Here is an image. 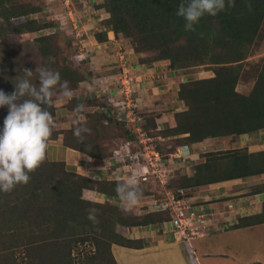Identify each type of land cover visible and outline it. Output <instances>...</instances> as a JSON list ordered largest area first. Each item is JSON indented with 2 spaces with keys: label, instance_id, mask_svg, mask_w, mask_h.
Returning a JSON list of instances; mask_svg holds the SVG:
<instances>
[{
  "label": "trees",
  "instance_id": "obj_1",
  "mask_svg": "<svg viewBox=\"0 0 264 264\" xmlns=\"http://www.w3.org/2000/svg\"><path fill=\"white\" fill-rule=\"evenodd\" d=\"M181 0H102L95 6L106 14L101 25L109 27L115 36H122L134 44L140 63L160 62L170 70L196 66L210 67L204 78L182 81L178 98L184 110L168 115L167 127L159 125L154 116L144 115L145 130L151 136L160 135L174 141L167 151L182 144L193 145L207 138L235 139L243 134L264 129V0H235L233 7L212 16L205 14L195 26L186 31L185 21L176 15ZM32 2L0 0V89L14 91V83L24 77V68L32 69L33 83L38 82V71L21 53L9 46L10 35L36 33L51 27L40 24L32 15L38 13ZM95 41H107V32L93 35ZM71 39L73 37L71 36ZM42 67L58 71L61 82L69 81L71 98L63 97L57 86L48 106L53 118L58 109L73 116L69 129L53 128L48 144L56 143L86 154L95 167L111 157L113 149H101L96 140L98 129L117 126L122 139H133L130 128L115 117L95 112L105 107L104 97L81 99L74 92L83 80H92L93 73L71 68L63 56L53 34L35 38ZM74 42V41H73ZM79 52V51H78ZM255 52L263 54L254 81L247 93L238 91L244 62ZM77 63H88L79 52ZM83 104L82 111H75ZM8 107L0 108V125ZM85 123L90 132L82 133L83 140L73 134L76 121ZM164 141V142H165ZM98 149L100 152L96 151ZM194 166L192 176L184 178L181 187L198 188L211 183L238 179L264 173V151L250 152L246 148L209 151ZM128 180H95L87 177L64 161L47 157L30 173L27 184H17L11 191L0 192V264H117L112 245L141 248L143 242L127 237L131 228L157 226L162 230L171 219L168 210H145L143 214H129L125 208L108 202L89 200L95 197L118 199L117 184ZM141 197L160 198L162 188L154 180L139 183ZM153 189V190H152ZM84 192V193H83ZM86 194L90 198H84ZM199 203H203L199 201ZM96 209L97 222L88 218ZM264 222L263 213L240 218L236 227ZM91 249H79L87 243Z\"/></svg>",
  "mask_w": 264,
  "mask_h": 264
},
{
  "label": "crops",
  "instance_id": "obj_2",
  "mask_svg": "<svg viewBox=\"0 0 264 264\" xmlns=\"http://www.w3.org/2000/svg\"><path fill=\"white\" fill-rule=\"evenodd\" d=\"M101 2L102 0H87L76 4L83 8L84 17L88 20L84 22L86 29L83 42L78 43L73 35L72 37L80 46L82 55L88 49L91 51L87 56L88 71L97 76H103L102 78H114L118 71L119 52L122 49L126 57H129L138 79L136 97L139 110L144 115L154 116L157 125L166 128L168 115L184 110V103L179 100L177 93L180 82L187 80L186 76L181 71L170 70L160 62L140 63L141 55L134 51V45L130 41L122 36H115L109 27L104 29L101 25L106 14L102 9L95 7ZM97 11L101 12V16L95 13ZM96 21H98L97 26ZM102 30L107 32V41H95L93 35ZM80 88L77 92L87 95L86 91ZM57 112H60V117ZM72 119V115L67 114L65 109H58L53 118L54 127L69 129ZM214 139H222L224 147L209 150L205 142ZM192 147L195 151L194 161H197V149L199 154L236 148L262 152L264 151V129L240 135L235 139L207 138L193 144ZM203 148L206 150L203 151ZM50 149L51 154L59 157L51 161H64L66 165L78 172L81 167L76 166L77 164L84 165L82 167L87 170L95 167L86 154L77 150L51 143L47 147V157ZM193 189L197 192L194 195L198 200L213 208L215 212L210 229L204 236L186 241L175 240L167 230H160L155 225L131 228L127 231V237L141 240L143 247L127 248L112 245L111 250L117 264H264V222L236 227L240 218L263 213L264 173L211 183ZM93 195L96 196L94 193ZM197 239L208 240L194 244L192 241Z\"/></svg>",
  "mask_w": 264,
  "mask_h": 264
},
{
  "label": "built area",
  "instance_id": "obj_3",
  "mask_svg": "<svg viewBox=\"0 0 264 264\" xmlns=\"http://www.w3.org/2000/svg\"><path fill=\"white\" fill-rule=\"evenodd\" d=\"M68 14L73 19L72 13ZM117 63L118 71L114 78H106L108 81L85 80L80 85L90 96L88 99L105 98L107 105L97 107L95 112L124 122L134 138L118 142L112 156L104 160L99 167L88 169L87 175L95 179L89 176V173L98 171L99 178L104 176L106 180H130L135 177L139 183L156 181L162 188L161 196L156 198L150 195V198L153 197V208L147 205V210L170 212L171 219L164 223L163 230H167L175 240L186 241L202 237L210 229L214 209L199 203L190 188H167L177 169H185L186 166L190 168L195 160L194 148L192 145L182 144L171 152L162 153L159 150L165 139L160 135L151 136L145 130L147 121L140 113L134 94V84L138 79L134 71H131L132 66L126 55L121 52ZM157 129H161L160 126ZM105 201L110 203L113 198H105Z\"/></svg>",
  "mask_w": 264,
  "mask_h": 264
},
{
  "label": "clouds",
  "instance_id": "obj_4",
  "mask_svg": "<svg viewBox=\"0 0 264 264\" xmlns=\"http://www.w3.org/2000/svg\"><path fill=\"white\" fill-rule=\"evenodd\" d=\"M234 5L235 0H181L176 15L184 19L186 31H195V26L205 14L215 16ZM35 70L39 73L37 83L30 79L34 71L24 68V77L14 83V91L6 93L0 89V108L8 107L0 125V192L11 191L17 184H27L30 173L45 159L48 139L54 128L53 115L48 106L57 86L63 97L73 96L69 81L61 82L58 71L46 68ZM83 108V104H78L75 111H82ZM76 124L73 134L83 140L82 133L91 129L79 120ZM116 193L127 209L139 202L142 190L133 177L118 183ZM96 212L92 209L88 214L93 222H97Z\"/></svg>",
  "mask_w": 264,
  "mask_h": 264
},
{
  "label": "rangeland",
  "instance_id": "obj_5",
  "mask_svg": "<svg viewBox=\"0 0 264 264\" xmlns=\"http://www.w3.org/2000/svg\"><path fill=\"white\" fill-rule=\"evenodd\" d=\"M24 1L32 2L33 4L38 6V8H41L40 9L41 11L32 15V17L37 18L40 24L50 23L52 25L50 28L45 29L43 31L42 30L38 31L36 33H24L21 35H17V34L10 35L8 39L9 46L17 50L19 53H21L24 60L27 62H30L35 68H43L42 67L43 65L41 64L42 63L41 58L39 56H36V54H38V51H37V44L35 42V38L42 34H53L54 33L56 42L63 51L62 55L67 58L66 63L73 69H77L82 72H87L89 68H88V65L87 64L85 65L84 63L86 61H80V64H78L77 60L74 58V56H76L79 52L81 53L82 50H79L80 46L77 45L75 42H73L74 40L71 39V36L73 35V37L75 38V40H77L78 43L83 42V38H84L83 35H85L84 32L86 29L84 22H86L88 18L84 17L83 8L79 7V5L76 6V4H79V1L80 3L81 2L83 3V1H87V0H24ZM68 12L72 13L73 19L70 18ZM95 13L101 16V12L97 11ZM96 24H98V21L95 22V25ZM103 28L108 29L107 26H103ZM130 42L132 43V41ZM90 53L91 51L88 49V51H86L85 53L83 52V55L81 54V56L83 58H86L87 60V56H89ZM121 53L124 54L122 49H121ZM262 58H263V54H259L258 52H255L252 57H249L244 62L245 70L247 73H243L242 80L238 83L237 88H236L238 91L247 93L250 90L252 83L254 81V76L256 75V70L261 63ZM128 61L132 66V63L129 57H128ZM133 69L134 68L132 66L131 71H134ZM209 69L210 67L208 66H196L193 68L182 69L181 72L186 76L187 80H193L196 78H204L208 76L210 74ZM102 77L97 76L96 74H93L92 79L93 80L102 79V80L108 81L106 78H102ZM80 84L78 85V87L81 86L80 89H83L82 85ZM134 89L137 91L138 89L137 83L134 84ZM74 94H75V97L81 98L83 100L90 97L88 95L83 94V92L80 93V91L78 92L76 91L74 92ZM134 94L136 95L137 93L134 92ZM57 114L59 115L60 112H57ZM60 116L61 114L59 115V117ZM73 121L74 120L72 119L71 125H73ZM122 135H123L122 131L117 126H114V125L109 126L105 130L98 129V136L100 138H98L96 142L98 143L97 145L101 148L99 150H104L105 148L110 150V149L115 148L119 140L122 139L123 137ZM221 140L222 139L206 140L205 145L208 146L209 150L218 149V148L221 149L224 147L223 142ZM173 142H174L173 140L170 141L166 139V141L163 142V146H164L163 151L164 152L167 151L170 145H173ZM99 150L97 149L96 151L100 152ZM204 150L206 149L203 148V151ZM50 152H52L51 149L49 150V154H48V157L50 160L59 158V157L58 158L55 157V155L51 154ZM196 152H197V161H194L195 163L193 162L191 164L192 168H190V170L186 168L187 167L186 166L185 169H177L174 172V179L171 183V188L181 187V182L184 180V178L192 176V174L194 173L193 168L195 164L199 163L203 159L202 158L203 154L202 153L199 154V149H197ZM76 166H78L79 168L81 167L79 169L80 173L87 175L88 170L82 167L84 165L77 164ZM97 173L98 171L92 173L93 175L89 173V176L91 175L93 178H95V180H106L104 176H102L103 178L102 177L99 178ZM191 191L194 192L195 189L191 188ZM194 193L196 195L197 192H194ZM83 197L85 199L90 198L86 194H83ZM150 197L151 196L140 197L139 202L135 206L126 209L127 212L129 214H138V213L143 214L145 213V210L148 209L147 205H149L150 208H153L152 207L153 205H151L152 204L151 199L153 197L152 198ZM89 200H93L96 202H99V201L105 202V198L99 199L97 196L92 197ZM110 204L119 205L120 207L125 208L124 204L120 202L119 200H116L115 198L113 199L112 202H110ZM151 211L152 210L150 209L148 212H151ZM206 240L208 239H203V240L197 239V240H193L192 242L196 244V243H199V241L205 242ZM79 249L89 250L91 249V245L88 244L87 242V243L79 245Z\"/></svg>",
  "mask_w": 264,
  "mask_h": 264
}]
</instances>
